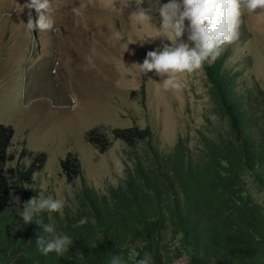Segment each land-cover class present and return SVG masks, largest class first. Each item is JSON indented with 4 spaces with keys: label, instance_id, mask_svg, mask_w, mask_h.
<instances>
[{
    "label": "rangeland",
    "instance_id": "1",
    "mask_svg": "<svg viewBox=\"0 0 264 264\" xmlns=\"http://www.w3.org/2000/svg\"><path fill=\"white\" fill-rule=\"evenodd\" d=\"M29 3L0 0V124L13 130V165L30 168L32 157H45L28 186L34 197L63 198L73 208L81 186L99 193L118 186L134 149L113 140V130L148 128L151 146L162 153L179 140L194 154L202 152L204 138L218 124L203 68L181 74L187 82L182 90L166 91L158 84L161 77L138 66L148 51L170 43L148 0H62L47 31L27 25L38 18ZM80 4L82 14L74 15L71 8ZM222 54L228 55L225 69L240 75L239 91L264 92V10L242 15L238 39ZM93 131L111 138L107 150L90 144ZM136 146L141 153L145 142ZM68 154L81 169L71 181L61 168ZM22 192L11 195V204L19 206L14 196L22 203ZM254 196L264 207V195Z\"/></svg>",
    "mask_w": 264,
    "mask_h": 264
},
{
    "label": "trees",
    "instance_id": "2",
    "mask_svg": "<svg viewBox=\"0 0 264 264\" xmlns=\"http://www.w3.org/2000/svg\"><path fill=\"white\" fill-rule=\"evenodd\" d=\"M227 57L202 67L218 124L200 154L183 140L162 153L151 146L148 128L113 130V140L134 149L122 182L105 193L81 186L73 208L42 212L32 224L24 225L18 213L34 197L28 186L45 157H32L30 168L13 165V130L0 124V264H109L117 254L136 264L145 253L155 264L180 258L186 264H264V207L254 196L264 195V92L239 91L240 75L225 69ZM111 138L93 131L88 140L105 151ZM79 164L71 154L61 160L69 181L80 174ZM17 191H23L19 206L11 204ZM82 218L87 223L75 226ZM36 220L55 222L58 232L71 236L69 251L40 253Z\"/></svg>",
    "mask_w": 264,
    "mask_h": 264
},
{
    "label": "clouds",
    "instance_id": "3",
    "mask_svg": "<svg viewBox=\"0 0 264 264\" xmlns=\"http://www.w3.org/2000/svg\"><path fill=\"white\" fill-rule=\"evenodd\" d=\"M159 14V31L170 43H162L161 47L148 51L142 64H138L141 72H154L161 77L158 84L164 90L180 91L186 87V80L181 74H191L205 64L215 62L226 45L238 39L239 25L244 13L255 14L257 9L264 10V0H148ZM62 0H30L27 5L34 8L38 18L27 25L39 31L52 30L55 25L54 10L61 6ZM83 4L72 7L74 15H81ZM35 14V12H33ZM140 15L150 16L142 10ZM13 203L20 205V197L14 196ZM66 206L63 198L44 196L32 197L23 203L18 216L23 224H32L34 217L42 212L63 214ZM87 223L82 218L75 226ZM42 231L37 234L35 244L43 255L49 253L62 254L69 251L73 239L66 233L57 231L55 222L44 223L36 220ZM109 264H126L120 255H112ZM136 264H155L154 257L145 253Z\"/></svg>",
    "mask_w": 264,
    "mask_h": 264
}]
</instances>
